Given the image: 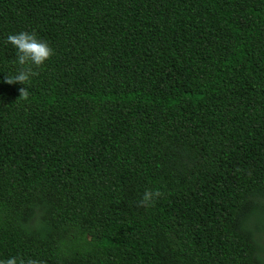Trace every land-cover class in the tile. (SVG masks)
<instances>
[{"label": "trees", "instance_id": "trees-1", "mask_svg": "<svg viewBox=\"0 0 264 264\" xmlns=\"http://www.w3.org/2000/svg\"><path fill=\"white\" fill-rule=\"evenodd\" d=\"M25 31L54 55L8 84ZM263 229L264 0H0V260L264 264Z\"/></svg>", "mask_w": 264, "mask_h": 264}, {"label": "clouds", "instance_id": "clouds-1", "mask_svg": "<svg viewBox=\"0 0 264 264\" xmlns=\"http://www.w3.org/2000/svg\"><path fill=\"white\" fill-rule=\"evenodd\" d=\"M6 42L10 43L17 50L18 64L21 66L15 76L8 75L5 82L8 84L21 83L27 85L31 77L37 76L39 73L33 70L41 67L54 55L52 47L43 40L38 39L35 33L20 32L7 36ZM26 66V67H25ZM20 98L27 100L29 93L27 88L20 89ZM163 195L159 190H146L142 198L137 202L139 207H152L157 198ZM0 264H42V262L28 258L17 259L10 257L6 260H0Z\"/></svg>", "mask_w": 264, "mask_h": 264}, {"label": "rangeland", "instance_id": "rangeland-1", "mask_svg": "<svg viewBox=\"0 0 264 264\" xmlns=\"http://www.w3.org/2000/svg\"><path fill=\"white\" fill-rule=\"evenodd\" d=\"M262 243L264 245V229H263V233H262Z\"/></svg>", "mask_w": 264, "mask_h": 264}]
</instances>
